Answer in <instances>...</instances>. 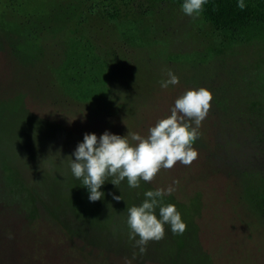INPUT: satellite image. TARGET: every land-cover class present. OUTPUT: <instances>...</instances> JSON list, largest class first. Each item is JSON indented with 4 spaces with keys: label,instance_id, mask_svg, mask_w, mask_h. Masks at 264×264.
Wrapping results in <instances>:
<instances>
[{
    "label": "rangeland",
    "instance_id": "obj_1",
    "mask_svg": "<svg viewBox=\"0 0 264 264\" xmlns=\"http://www.w3.org/2000/svg\"><path fill=\"white\" fill-rule=\"evenodd\" d=\"M112 7L134 20L135 36L108 17ZM210 31L170 0H0V264H264L254 193L264 178V44L197 60ZM75 38L108 60V95L78 101L59 85L55 69ZM169 72L179 83L164 88ZM201 87L213 98L193 143L198 158L138 188L107 180L91 202L68 164L84 134L146 137L177 98ZM169 186L163 204L176 206L186 231L165 225L141 253L128 208Z\"/></svg>",
    "mask_w": 264,
    "mask_h": 264
},
{
    "label": "clouds",
    "instance_id": "obj_2",
    "mask_svg": "<svg viewBox=\"0 0 264 264\" xmlns=\"http://www.w3.org/2000/svg\"><path fill=\"white\" fill-rule=\"evenodd\" d=\"M206 0H184L182 11L189 17L196 18L203 11ZM237 7L243 10L244 0H238ZM169 79L162 82V87L179 83L178 77L168 73ZM209 89L201 87L190 89L175 100L171 114L150 127L146 137L136 132L120 136L105 131L98 138L95 133H85L68 161L72 175L88 189L91 202L103 198L100 191L105 181L110 180L115 186L127 180L130 188H138L141 181L151 182L158 172L173 168L177 162L189 166L198 158L193 143L198 138V129L207 117L212 101ZM195 124V127L192 124ZM130 140L134 143H130ZM178 184V181H174ZM175 189L148 190L139 206L128 208L127 225L129 238L135 239L140 252L146 251L150 241H159L165 236V225L173 234L182 235L186 223L173 204H163V197L171 195ZM114 200H121V195L113 194ZM159 209V218L156 209Z\"/></svg>",
    "mask_w": 264,
    "mask_h": 264
},
{
    "label": "trees",
    "instance_id": "obj_3",
    "mask_svg": "<svg viewBox=\"0 0 264 264\" xmlns=\"http://www.w3.org/2000/svg\"><path fill=\"white\" fill-rule=\"evenodd\" d=\"M170 1L184 3V0ZM237 4L238 0H206L200 16L211 28L212 42L196 53L197 60L208 61L239 44H264V6L245 3L241 10ZM118 15L116 7L108 9V17L118 22L120 29L135 36L138 26L134 20L118 19ZM55 76L63 91L78 101L101 98L110 92L111 66L95 45L83 38L68 41ZM254 193L256 205L264 216V178L255 186Z\"/></svg>",
    "mask_w": 264,
    "mask_h": 264
}]
</instances>
